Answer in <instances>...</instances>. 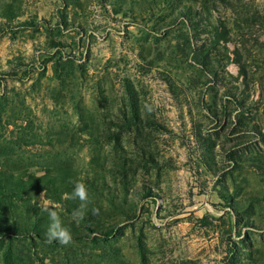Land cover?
I'll use <instances>...</instances> for the list:
<instances>
[{
    "label": "rangeland",
    "instance_id": "1",
    "mask_svg": "<svg viewBox=\"0 0 264 264\" xmlns=\"http://www.w3.org/2000/svg\"><path fill=\"white\" fill-rule=\"evenodd\" d=\"M0 171V264H264V0H0Z\"/></svg>",
    "mask_w": 264,
    "mask_h": 264
},
{
    "label": "clouds",
    "instance_id": "2",
    "mask_svg": "<svg viewBox=\"0 0 264 264\" xmlns=\"http://www.w3.org/2000/svg\"><path fill=\"white\" fill-rule=\"evenodd\" d=\"M71 199H78L81 203L78 208L74 209L71 213L72 220L77 224L84 219L86 209L89 203V193L87 186L83 181H76L74 183L73 192L70 194ZM61 206L59 204L48 203L43 210L47 212L49 218V225L46 232V243L51 244L57 242L60 245L67 246L73 242L71 231L66 227L61 219L60 213L56 210ZM94 215L99 214V209L93 208Z\"/></svg>",
    "mask_w": 264,
    "mask_h": 264
},
{
    "label": "trees",
    "instance_id": "3",
    "mask_svg": "<svg viewBox=\"0 0 264 264\" xmlns=\"http://www.w3.org/2000/svg\"><path fill=\"white\" fill-rule=\"evenodd\" d=\"M29 182H31L29 179L24 181L23 177H20L19 175L9 176L5 172L0 171V191H1V186L6 187L7 185H13L18 190L23 191L22 188L23 187L27 188V186L30 184Z\"/></svg>",
    "mask_w": 264,
    "mask_h": 264
}]
</instances>
